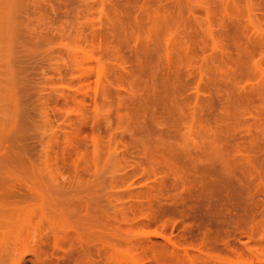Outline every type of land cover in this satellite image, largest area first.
Instances as JSON below:
<instances>
[{"label": "rangeland", "instance_id": "rangeland-1", "mask_svg": "<svg viewBox=\"0 0 264 264\" xmlns=\"http://www.w3.org/2000/svg\"><path fill=\"white\" fill-rule=\"evenodd\" d=\"M0 264H264V0H0Z\"/></svg>", "mask_w": 264, "mask_h": 264}]
</instances>
